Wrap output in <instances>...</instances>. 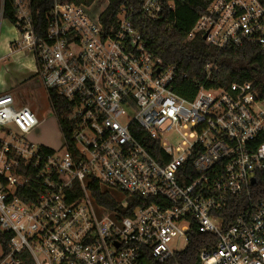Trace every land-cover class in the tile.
<instances>
[{
  "label": "built area",
  "instance_id": "2783aa9c",
  "mask_svg": "<svg viewBox=\"0 0 264 264\" xmlns=\"http://www.w3.org/2000/svg\"><path fill=\"white\" fill-rule=\"evenodd\" d=\"M14 1L13 44L35 56L64 150L31 142L36 114L0 94V264L163 263L188 246L193 224L216 237L199 264H264V200L229 223L221 215L264 172V102L254 82L199 84L193 99L180 96L178 67L148 48L132 19L157 21L172 0H141L108 23L107 7L97 13L95 1L44 0L36 9L33 0ZM195 34L218 52L245 45L264 52V3L212 0ZM217 70L208 63L207 80ZM52 92L66 102L67 127ZM92 183L117 208L99 205ZM127 195L139 204L131 215L122 213ZM181 240L182 249L172 246Z\"/></svg>",
  "mask_w": 264,
  "mask_h": 264
},
{
  "label": "trees",
  "instance_id": "16d2710c",
  "mask_svg": "<svg viewBox=\"0 0 264 264\" xmlns=\"http://www.w3.org/2000/svg\"><path fill=\"white\" fill-rule=\"evenodd\" d=\"M44 0H33V8L42 5ZM77 4L91 5L96 0H69ZM212 0H172L173 9L167 6L162 17L157 21L147 20L141 13L133 15L135 26L139 29L148 48L165 63L175 64L178 67L180 81L177 93L187 99H193L199 84L207 87L228 88L233 82H254L257 90V99L264 102V52L257 46L245 45L240 48L218 52L211 46L202 34H195L190 38L194 24L199 16L206 10ZM264 3V0H260ZM141 0H108V5L101 15L105 23L113 22L121 8L137 10ZM130 10V11H131ZM46 8L35 17L39 23L37 30L45 33ZM3 17L12 24H16V6L14 0H4ZM211 62L218 65V70L213 73L212 79L207 80L204 67ZM51 99L55 104L57 117L67 127L68 108L65 100L57 93L52 92ZM91 194L96 202L108 208H117L115 199L104 193L97 183H92ZM250 194L241 197H232L228 207L221 213L225 223H229L238 214L243 213L251 204L264 200V172L256 174V183L250 187ZM129 208L123 210L124 215H131L132 210L139 204L134 202L136 197H130ZM133 199V202H132ZM216 237L212 233H202L196 224L189 231L188 246L175 257L160 263L152 258L146 260L147 264H199L200 253L215 245ZM6 242H3L6 248Z\"/></svg>",
  "mask_w": 264,
  "mask_h": 264
},
{
  "label": "rangeland",
  "instance_id": "374dc122",
  "mask_svg": "<svg viewBox=\"0 0 264 264\" xmlns=\"http://www.w3.org/2000/svg\"><path fill=\"white\" fill-rule=\"evenodd\" d=\"M107 4L108 0H96L92 7L100 13L107 7ZM18 37L17 27L4 18L0 27V57H5V60L0 62V94L12 93L15 97V106H27L36 114L40 124L38 130L29 135L31 142L48 146L54 150L61 148L64 150L61 131L47 92L38 82L34 54L25 49H18L16 46H14L16 51L9 54L6 47L9 40L13 41ZM113 195L120 201L125 200V197L118 192H114ZM172 246L182 249L184 241L174 242Z\"/></svg>",
  "mask_w": 264,
  "mask_h": 264
},
{
  "label": "crops",
  "instance_id": "0c3cea01",
  "mask_svg": "<svg viewBox=\"0 0 264 264\" xmlns=\"http://www.w3.org/2000/svg\"><path fill=\"white\" fill-rule=\"evenodd\" d=\"M3 2H4V0H0V13H2V10H3ZM3 19H4L3 15H0V27H1ZM13 41L9 40V42H7V44H6V47H7L8 51H9V54H12V53H14L16 51V49L14 48ZM4 60H5V57H0V62H2ZM36 66H37V64H36ZM38 82H40V81L38 80Z\"/></svg>",
  "mask_w": 264,
  "mask_h": 264
},
{
  "label": "water",
  "instance_id": "95a60500",
  "mask_svg": "<svg viewBox=\"0 0 264 264\" xmlns=\"http://www.w3.org/2000/svg\"><path fill=\"white\" fill-rule=\"evenodd\" d=\"M205 37H206V36H204L203 38L205 39ZM254 182H255V178L252 179V183H254Z\"/></svg>",
  "mask_w": 264,
  "mask_h": 264
}]
</instances>
